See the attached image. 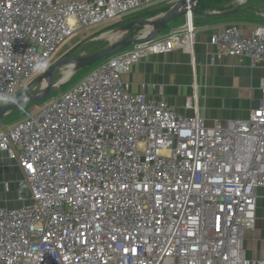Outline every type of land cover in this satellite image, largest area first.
<instances>
[{
	"label": "built area",
	"instance_id": "built-area-1",
	"mask_svg": "<svg viewBox=\"0 0 264 264\" xmlns=\"http://www.w3.org/2000/svg\"><path fill=\"white\" fill-rule=\"evenodd\" d=\"M178 1L0 0V105L76 32ZM185 3L182 27L103 59L0 129V153L17 162L30 197L0 207V264H264L242 246L264 187V79L246 119L213 127L193 100L187 117L121 81L149 55H193ZM209 45L211 62L241 56L264 67L263 26L245 35L224 25Z\"/></svg>",
	"mask_w": 264,
	"mask_h": 264
},
{
	"label": "crops",
	"instance_id": "crops-1",
	"mask_svg": "<svg viewBox=\"0 0 264 264\" xmlns=\"http://www.w3.org/2000/svg\"><path fill=\"white\" fill-rule=\"evenodd\" d=\"M240 11L226 16L211 13L213 16L208 18L207 25L194 23L192 56L173 50L149 55L134 63L129 72L121 76L126 91L143 94L149 100L164 101L187 117L194 115L192 110L185 108L186 100L191 99L197 109L196 115L207 127L246 119L258 105L264 67L251 68L248 59L241 56H224L211 62L215 47L209 45L210 37L224 25H237L245 35L260 27L240 20L245 15ZM182 24L183 20L176 21L169 31ZM29 201L28 188L17 162L0 153V207L18 208ZM242 246L247 259L264 260V187L255 192V225L253 230L243 232Z\"/></svg>",
	"mask_w": 264,
	"mask_h": 264
},
{
	"label": "rangeland",
	"instance_id": "rangeland-1",
	"mask_svg": "<svg viewBox=\"0 0 264 264\" xmlns=\"http://www.w3.org/2000/svg\"><path fill=\"white\" fill-rule=\"evenodd\" d=\"M205 6L207 8L210 7L211 9L209 8L208 10L202 11L200 16L195 15L194 23L196 26L207 25L209 23L208 18L213 16V14L216 12L219 13V12H224L225 10L230 11L234 9L236 10L241 9L240 12L244 13L246 16L244 15V18L240 20H246L249 22L251 21L257 24L258 26L264 27V0H251V1L244 2V3H240L238 1H231V0H211L208 3V5L206 3ZM167 7L169 8V6L165 2H161L157 4L156 6L148 8L147 10H143V11L152 12V11L162 10ZM136 15H138L137 12L133 13V15H128V16H124L121 18H117L112 21L105 22V23L96 25L94 27L87 28L85 30L76 32L73 36L66 38L59 45L55 55L51 59V62L49 61L48 63H46L37 73L34 74L32 79L35 80L36 78H38L45 71V69L49 66V64H51L52 62H54L56 59L63 56L64 54H66L69 50H71L75 46H77L75 55L81 56V57L89 56L94 53L105 50L110 45V43L115 40L116 35H112V33L114 34V31L117 28L126 24L127 20L129 19L132 20V18ZM151 17H155V16H148L147 18H151ZM179 20L182 21L183 17L179 18L177 21ZM235 21L236 19L233 20V22ZM175 22L171 24H174ZM171 24H169L165 28V30L162 32L163 34L169 32ZM173 26L174 25H172L171 27ZM141 33H142V30L138 29L133 32V35L136 36V35H140ZM130 47H127L125 49H128ZM101 61L102 60L78 71L77 73L73 75L70 74L65 81H62V83L59 84L58 87L53 90V92L50 94L48 98L56 95L57 93L64 92L73 83H76L83 76L89 73ZM67 71H68L67 68L60 69L57 72V74L54 76L55 83L61 81L63 77V73ZM40 87H41L40 84H37L36 82L32 81L27 88V92L37 91L40 89ZM39 103H36L33 105L38 106ZM19 118H20L19 112L17 110H14L10 114L6 115L0 121V129L11 125L12 123L16 122Z\"/></svg>",
	"mask_w": 264,
	"mask_h": 264
},
{
	"label": "water",
	"instance_id": "water-1",
	"mask_svg": "<svg viewBox=\"0 0 264 264\" xmlns=\"http://www.w3.org/2000/svg\"><path fill=\"white\" fill-rule=\"evenodd\" d=\"M198 1L199 0H190L192 3L191 13L196 14L200 11L197 7ZM233 1L244 3L251 0ZM185 5V0H179L165 12L155 17L135 18L127 22L114 31V33H116L115 40L111 42L105 50L100 52L81 57L74 54L77 46L73 47L68 53L49 64L45 71L34 80V82L41 85L39 90L34 92L23 90L13 96L11 100L0 105V121L20 106L33 105L47 99L53 90L62 83L61 81L57 83L54 81V76L60 69L67 68L71 71V75H73L100 60L113 56L127 47L147 43L157 38L169 24L177 21L185 15ZM236 11L237 10L235 9L232 11L220 12L218 15L226 16ZM136 29H141L142 33L136 36L133 35V32ZM44 80H46V85L43 87L41 82Z\"/></svg>",
	"mask_w": 264,
	"mask_h": 264
},
{
	"label": "trees",
	"instance_id": "trees-1",
	"mask_svg": "<svg viewBox=\"0 0 264 264\" xmlns=\"http://www.w3.org/2000/svg\"><path fill=\"white\" fill-rule=\"evenodd\" d=\"M211 0H199L198 1V8L200 9V11L199 12H197L195 15H197V16H200V14H201V12L202 11H204V10H208L210 7H206L205 5H206V3H207V5H208V3L210 2ZM168 9V7L167 8H164V9H162V10H157V11H152V12H148V11H143V10H147V9H142V10H140L137 14L138 15H136V16H134L133 18H132V20L133 19H135V18H147L148 16H156L158 13H160L161 11H166ZM211 9V8H210ZM136 13V12H135ZM132 15V14H131ZM128 16V15H127ZM121 18V17H120ZM117 19V18H116ZM129 21H131V19H129V20H127V22H129ZM136 30H138V29H136ZM135 30V31H136ZM77 73V72H76Z\"/></svg>",
	"mask_w": 264,
	"mask_h": 264
},
{
	"label": "bare ground",
	"instance_id": "bare-ground-1",
	"mask_svg": "<svg viewBox=\"0 0 264 264\" xmlns=\"http://www.w3.org/2000/svg\"><path fill=\"white\" fill-rule=\"evenodd\" d=\"M112 35H116V33H114V34L112 33ZM111 38H112V37H111ZM113 38H114V37H113ZM70 74H71V71H69V70H68L67 72H64V73H63V77H62L61 82H62V81H65V80L68 78V76H69ZM41 84H42V86L44 87V86L46 85V80L42 81Z\"/></svg>",
	"mask_w": 264,
	"mask_h": 264
},
{
	"label": "flooded vegetation",
	"instance_id": "flooded-vegetation-1",
	"mask_svg": "<svg viewBox=\"0 0 264 264\" xmlns=\"http://www.w3.org/2000/svg\"><path fill=\"white\" fill-rule=\"evenodd\" d=\"M69 51H70V50H69ZM69 51H68V52H69ZM68 52H67V53H68ZM74 54H75V53H74Z\"/></svg>",
	"mask_w": 264,
	"mask_h": 264
},
{
	"label": "clouds",
	"instance_id": "clouds-1",
	"mask_svg": "<svg viewBox=\"0 0 264 264\" xmlns=\"http://www.w3.org/2000/svg\"><path fill=\"white\" fill-rule=\"evenodd\" d=\"M171 7V6H170ZM195 15V14H194ZM17 110V109H16Z\"/></svg>",
	"mask_w": 264,
	"mask_h": 264
},
{
	"label": "snow or ice",
	"instance_id": "snow-or-ice-1",
	"mask_svg": "<svg viewBox=\"0 0 264 264\" xmlns=\"http://www.w3.org/2000/svg\"><path fill=\"white\" fill-rule=\"evenodd\" d=\"M30 167V166H29Z\"/></svg>",
	"mask_w": 264,
	"mask_h": 264
}]
</instances>
